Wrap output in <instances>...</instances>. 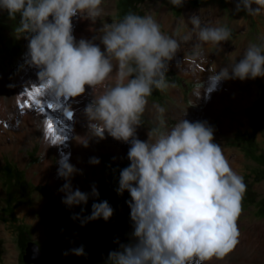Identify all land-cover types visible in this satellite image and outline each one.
Segmentation results:
<instances>
[{"label": "clouds", "instance_id": "obj_1", "mask_svg": "<svg viewBox=\"0 0 264 264\" xmlns=\"http://www.w3.org/2000/svg\"><path fill=\"white\" fill-rule=\"evenodd\" d=\"M186 0H169L176 8ZM103 0H0V10L9 19L19 15L15 28L18 37L28 40L27 63L39 71V81L57 99L76 98L85 86L95 95L83 114L89 135L100 140L105 133L130 144V164L119 174V195L125 190L133 223L134 243L120 244L110 251L111 264H207L222 260L239 243L238 218L247 190L243 177L230 166L219 144L214 142V128L206 121L181 119L170 129L160 121L150 129L148 139L137 137V127L153 90L169 87V63L181 50V42L191 33L176 39L164 34L152 15L128 13L118 22L103 25L100 43L95 38L78 42L73 35V17L93 24L103 14ZM256 5L257 7H253ZM264 0H236L235 11L258 15ZM190 23L198 29L197 38L222 51V42L232 37L227 26H202L195 14ZM103 45V49L101 48ZM113 61L116 63L114 64ZM114 84L108 82L113 79ZM214 71V70H213ZM264 77V44H251L241 59L225 66L212 78L215 81ZM50 82V83H49ZM67 112H71L70 106ZM76 141L88 147L89 136ZM91 164H99L92 157ZM78 170L67 158L60 162L58 175L65 179L60 191L62 203L71 208L87 204L89 194L73 190L71 178ZM91 195L99 196L93 185ZM91 214L81 217V226L103 218L108 221L114 209L107 200L94 202ZM83 212L84 209L82 208ZM119 243V241H114ZM87 256L83 245L65 251Z\"/></svg>", "mask_w": 264, "mask_h": 264}, {"label": "rangeland", "instance_id": "obj_2", "mask_svg": "<svg viewBox=\"0 0 264 264\" xmlns=\"http://www.w3.org/2000/svg\"><path fill=\"white\" fill-rule=\"evenodd\" d=\"M120 1L103 0L101 5L103 14L94 24L81 18L79 14L73 17V35L76 41L78 42L81 38L92 40L94 37V43L99 44L100 37L103 35V25L120 21ZM235 3L236 0H186L183 7L176 8L169 3V0H142L133 4L132 8L133 13L140 16L152 15L158 22L161 20L159 16L162 9L169 18H176L182 15V8L186 6L217 5L227 19L238 16L244 21H248L247 30L239 32V36L247 38L248 42L252 43L256 24L257 29L261 28V33H264V13L255 15L257 19L255 20L243 11L236 12ZM253 7L255 8L256 5ZM162 23L159 22L161 31L169 36L184 29L180 24H177L174 30L166 29ZM18 25L19 15L15 20H12L9 19L5 10H0V98L6 97L11 90H16L20 85H29L33 77H38L39 69L26 62L28 40L24 36L17 38L19 34L15 32V28ZM220 26L230 28L225 21ZM231 32L233 37L235 32L232 29ZM263 38L264 35L260 37V40L263 41ZM257 43L259 44L260 41L257 40ZM101 48L103 49V45ZM211 49L214 50L213 47ZM113 63L116 62L113 61ZM175 71V67L169 64L166 74L169 87L164 91L154 89L148 98V104L142 116V125L138 126L140 130L149 132L150 129L161 126L160 121H164L163 127L167 128H171L177 123L176 117L170 113V108L178 106H170V104L176 105V101L168 93L173 88L178 92L179 89L175 86L182 87L184 80L177 76ZM108 83L114 84L113 79ZM185 86L190 87L191 84L185 83ZM239 86L240 92L245 91L246 93L243 97L241 96L242 105L235 108L223 107L224 111L238 117L236 125L222 131L217 129L216 120L207 123L214 128V142L220 144L222 150L227 151L224 152V155L229 162H232V169L243 177L247 186L242 200V213L237 224L239 231L246 233L243 236L245 241L242 242L244 244L252 243L257 249L250 259L240 260L236 255L227 254L222 260L214 258L207 264H264L262 260L264 252L261 251V249L264 250V237H257L259 236L258 223L264 224V77L247 79L245 83L241 81ZM87 88V93L79 96L74 102L75 111L80 114L78 119L83 122L87 121L82 115L84 107L93 100L94 94L99 95L104 91L102 87H98L94 93L90 86ZM232 90L236 93L233 87ZM188 91L184 92L179 107L201 109L202 106L190 103L187 98ZM50 111L52 110L46 108L45 112H40V117H34L36 130L33 133H26V136L21 135L24 128L20 121H3L4 129L0 131V264L24 263L22 260L23 250L21 251L17 244V227L26 231V239L35 241L44 256L59 238L54 224L65 222L69 228L66 243L59 257L60 261L58 259L55 264H87L85 256H76L71 252L68 255L63 254L65 251L81 245L91 251H102L111 250L114 247V241L118 238H121L126 244L135 242L132 236L133 223L130 219V208L126 203L131 199L130 194L127 190L122 195L116 191L119 187L120 171L130 164L128 159L116 161L112 154L104 150L103 147L95 148V157L100 160V163L96 164L100 174L99 179L88 181V183L84 177L76 175L72 177L73 190L76 188L82 190L84 184L87 183L85 186L88 187L86 193L89 194V199L86 205L81 204L69 208L62 203L65 192L60 189L66 182L63 177H60L59 185H55L54 188L50 186L52 168L58 157L53 152L46 153L42 150L38 126L41 121L45 130L49 121L54 123L55 115ZM59 115L60 119L64 117L61 112ZM67 123L69 124L65 127H67L68 134L72 131L73 125L70 120H67ZM105 134L107 135V133ZM69 136L67 135V139ZM108 137L117 141L111 136ZM138 138L141 139L139 136ZM4 146L8 149L3 151L1 147ZM46 160L49 162L47 165L43 163ZM93 185L99 193L108 185L107 192L102 191L98 197L93 196L91 195ZM56 192L58 193L56 194ZM104 200H107L114 209L113 215L108 221L100 218L81 226L80 219H72L74 213L81 217L89 216L92 204ZM43 264H47L44 257Z\"/></svg>", "mask_w": 264, "mask_h": 264}, {"label": "bare ground", "instance_id": "obj_3", "mask_svg": "<svg viewBox=\"0 0 264 264\" xmlns=\"http://www.w3.org/2000/svg\"><path fill=\"white\" fill-rule=\"evenodd\" d=\"M261 12L264 13V10H262ZM159 17L161 20L164 21L165 24H167L170 21V18L165 15V11L163 9L160 11ZM169 64L172 65L173 67L177 68L179 72H183L186 74H192V73L196 72V73L201 75L204 72V67H205L204 66L205 64H204V62L200 56L190 57V56H185V54L184 55H180V54L178 55L177 54L176 57ZM210 72H212V71H210ZM216 74H217V70H216V72H214V75H216ZM31 77H33V76H31ZM114 79H115V70H114V74H113V81H114ZM41 85H43V84L39 81L38 77L35 76L31 79V82L29 85H20L19 87H17L16 90H11L10 93L6 97L0 98V131H1V129H4L3 121L7 120V121H20L23 128H24V130H22L23 134H21L22 132L20 133L23 136H26V133L28 134L30 132L31 133L35 132V130H36L34 127V125H35L34 121L35 120H33V119H34V117H36V118L40 117L39 116L40 111H37V109H35V108H27V107L20 108L18 105L20 102H22L24 99H26V96H25L26 91H28V90L36 87V86H41ZM226 85H227V83H226ZM210 86L212 89H215L214 83L210 84ZM85 88H86V91L84 94H86L88 91L87 85L85 86ZM203 91H205V89L197 90V93H202ZM171 93H173V90H171ZM232 93H233L232 99L234 101H236L235 100V98L237 97L236 93L235 92H232ZM84 94H82V95H84ZM219 94L220 93H218V95ZM215 96H217V93L215 94ZM78 98L79 97L65 99V98L61 97L60 99H57L54 95H52L48 91H47L46 96L44 97V100L46 103H53L54 105L59 103L62 106L60 109H57L54 107L53 109H51L52 111H50L51 114L55 115V119L53 121L54 122L53 123L54 128L57 129V131L55 133H52V134L48 133L47 128L44 130L42 127L41 121H39V125H38L39 130H40V131L38 130L39 131V139H41L42 150H44L46 153L47 152H49V153L53 152V154L57 155V157H58L55 165L52 168V174L50 176V181H49L50 186L53 188L55 185H59V183H60V176L58 175V168L60 167L61 160L64 158H67L72 165H74L78 170H81V171H78L77 173H75L74 175L86 178L87 182L93 181V180H98L99 176H100V174L98 173V170L96 168L97 166L94 164H91L89 162L90 158L95 157V152H94L95 148L103 147L104 150H106L112 154V156L114 157V159H116V161L117 160L123 161V160L128 159L127 158V152H128L129 147H130V144L124 143L121 141H113L106 134H105L106 138L103 140L96 139V137H92L89 135V130L87 127V121L83 122L82 120H79L78 117L80 118V114L75 111L74 102ZM215 99L217 100L216 97H214L211 100L215 101ZM204 100H205V102H208V101H206V98H204ZM209 105L210 106H206V104H205V106H202V108L198 109V110H194V109H190V108L189 109L180 108L179 106L176 108H170V107L169 108H170V113H172L176 117L177 122L183 118L189 120L190 122H196V121L212 122L213 120H216L217 121V129L222 130V131L226 130L228 127H231V126L233 127L236 125L238 117L234 116L233 114H231L227 111H224L223 110L224 106H214V103H209ZM69 106H70V109L72 111V114L74 115V116L72 115L71 118H68L66 115L67 114V107H69ZM228 107L235 108L237 106H228ZM60 112L62 113V116H64L61 119L59 118ZM82 115H83V117H85L84 114H82ZM63 118H65L66 120L65 119L63 120ZM85 119H86V117H85ZM67 120H70L72 122V125H73L72 131H70L68 134H67V132H68L67 127H65V126H67V124H69V123H67ZM52 135H61L62 136V142H57L56 144L51 143V136ZM67 135H70L69 139H67ZM77 136H82V137L83 136H89L88 147H84L82 144L78 143L75 139V137H77ZM138 136L143 140H147L148 139V131L147 130H140L137 127V137ZM7 149L8 148L6 146L1 147V150H3V151L7 150ZM60 150H61V152H60ZM225 151L226 150H224L223 153ZM43 163L45 165H47L49 162L46 160V161H43ZM229 163H230V166L232 167L233 166L232 162H229ZM71 184H73L72 178H71ZM85 185H87V183L84 184L81 191L86 193V191H87L86 189L88 187ZM57 193L58 192H56V194ZM257 227L259 229V231H258L259 236H257V237L258 238L264 237V224L258 223ZM244 235H246L245 232H242V233L240 232V236L238 238L239 243L237 244L235 249L229 253L231 255H236L240 260L247 259V258L250 259L252 254L254 253V251H256V249H257V247H255L252 243L248 244L246 242L247 244H244L242 242L244 240V237H243ZM261 251L264 252L263 249H261ZM262 260L264 261V256L262 257ZM210 264H212V263H210Z\"/></svg>", "mask_w": 264, "mask_h": 264}, {"label": "crops", "instance_id": "obj_4", "mask_svg": "<svg viewBox=\"0 0 264 264\" xmlns=\"http://www.w3.org/2000/svg\"><path fill=\"white\" fill-rule=\"evenodd\" d=\"M194 14L199 17L202 26H213V27L220 26L222 22L225 21L228 23L230 28L235 32L234 36L229 41L222 42V49H223L222 51H219L217 47L212 44H205L198 40L197 33L199 30L194 29L193 25L190 23L188 19L190 16ZM249 17L257 20L255 15H249ZM159 22L162 23L161 20H158V23ZM257 23H259V21H257ZM177 24H180V26L184 27V29L180 30L178 33L172 34L171 36L175 37L178 40H181L182 37L188 35L189 33L192 34L190 40L181 42V46H182L181 51H179L177 54L178 55L185 54V56H190V57L200 56L205 64L204 65L205 67L203 72L204 74L202 73L201 75L196 72L192 74H186L183 72H179L178 69L175 68L176 70L175 74L180 78H182L184 82L182 87L179 85L175 86L176 88L179 89L178 92L175 88L172 89L173 93H171V90L169 91V93L167 92L169 96L176 101V105L170 104V106H181V98L183 97L184 92L186 90H189L187 93V98L189 99L190 103L193 105L205 106L206 104V106H210L209 103H214V106H241L242 105L241 96L243 97V95H246L245 91H243V93L240 92L239 85L241 84V80L239 79L226 80V81L221 80L222 82L221 81L217 82L213 80L212 77L214 76V72H216V70L218 73L221 68L225 66H230L232 63L241 59L245 50L251 44H258L257 40L260 41L259 44H264V38L263 41L260 40V37L264 35V33H261V28L257 29V24H256L255 32H254L255 33L254 41L250 43L248 42L247 38L245 37L240 38L239 36V32L247 30L249 26L248 21L246 22L243 20V18L238 16H236L235 18L227 19V17H225L224 12L217 5H213V4H204L197 7L186 6L182 8L181 16L176 18L170 17V21L167 24H165L164 22L162 23L164 28L170 30H174ZM212 47L214 48V50L211 49ZM246 81L247 80H244V83ZM185 83L191 84V86L186 87ZM212 83L215 84L216 90L211 88L210 84ZM232 87L236 90L237 98H235V100L237 102L232 99L233 98ZM202 89H205V91H203L202 93H197V90H202ZM216 93L218 97L215 96ZM218 93L220 94L218 95ZM214 97H216L217 100L215 99V101H212L211 99H213ZM204 98H206V101L208 102H205Z\"/></svg>", "mask_w": 264, "mask_h": 264}, {"label": "trees", "instance_id": "obj_5", "mask_svg": "<svg viewBox=\"0 0 264 264\" xmlns=\"http://www.w3.org/2000/svg\"><path fill=\"white\" fill-rule=\"evenodd\" d=\"M142 0H121L119 3L120 10H121V17L120 20L124 18V16L128 13H133L132 5L136 2H141ZM5 13H7L5 11ZM108 185L106 188H104L102 191L107 192ZM101 191V192H102ZM100 192V193H101ZM99 193V194H100ZM104 193V195H105ZM263 211H264V205H263ZM54 228L59 236L56 244L51 247L50 251L45 254L43 257L45 258V262L47 264H55L57 263L61 252L65 246L66 243V237L68 233V225L65 222H59L54 224ZM27 233L24 229L17 227V244L21 251L23 250V246L25 245ZM119 241V243L114 242V247L111 250H102V251H91L85 248V252L87 253V256H85L87 264H111V261H107L108 254L110 251H119L120 250V244H126L121 238L116 239L115 241ZM27 264V263H23ZM43 264V262H42Z\"/></svg>", "mask_w": 264, "mask_h": 264}, {"label": "snow or ice", "instance_id": "obj_6", "mask_svg": "<svg viewBox=\"0 0 264 264\" xmlns=\"http://www.w3.org/2000/svg\"><path fill=\"white\" fill-rule=\"evenodd\" d=\"M50 83V82H49ZM47 94L46 86H36L28 91L25 92L26 99H24L22 102L19 103L20 108H35L41 113L45 112V109H53L54 107L57 109H60L62 106L61 104H53V103H46L44 100V97ZM67 117L71 118L72 113L67 112ZM47 132L52 134L57 131L56 128H54V125L51 121L47 123ZM57 142H62V136L61 135H52L51 136V143L56 144Z\"/></svg>", "mask_w": 264, "mask_h": 264}, {"label": "water", "instance_id": "obj_7", "mask_svg": "<svg viewBox=\"0 0 264 264\" xmlns=\"http://www.w3.org/2000/svg\"><path fill=\"white\" fill-rule=\"evenodd\" d=\"M22 260L27 264H42L43 252L33 240H27L22 253Z\"/></svg>", "mask_w": 264, "mask_h": 264}, {"label": "flooded vegetation", "instance_id": "obj_8", "mask_svg": "<svg viewBox=\"0 0 264 264\" xmlns=\"http://www.w3.org/2000/svg\"><path fill=\"white\" fill-rule=\"evenodd\" d=\"M23 251H24V246H23Z\"/></svg>", "mask_w": 264, "mask_h": 264}]
</instances>
